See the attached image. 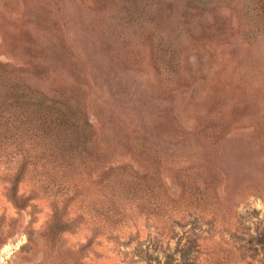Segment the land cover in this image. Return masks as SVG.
<instances>
[{"label": "rangeland", "instance_id": "rangeland-1", "mask_svg": "<svg viewBox=\"0 0 264 264\" xmlns=\"http://www.w3.org/2000/svg\"><path fill=\"white\" fill-rule=\"evenodd\" d=\"M0 65L87 122L0 120V264H264V0H0Z\"/></svg>", "mask_w": 264, "mask_h": 264}, {"label": "trees", "instance_id": "trees-1", "mask_svg": "<svg viewBox=\"0 0 264 264\" xmlns=\"http://www.w3.org/2000/svg\"><path fill=\"white\" fill-rule=\"evenodd\" d=\"M26 88L24 80L13 81L6 65H0V120L15 135L26 123L34 132L33 142L25 148L23 158L49 156L59 164L70 157L77 163L80 149L87 143V122L76 117L66 103L58 102L56 106L42 101L32 103ZM83 170L79 169L74 181L80 182Z\"/></svg>", "mask_w": 264, "mask_h": 264}]
</instances>
